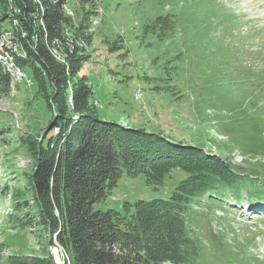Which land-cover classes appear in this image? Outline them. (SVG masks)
<instances>
[{
	"label": "rangeland",
	"instance_id": "rangeland-1",
	"mask_svg": "<svg viewBox=\"0 0 264 264\" xmlns=\"http://www.w3.org/2000/svg\"><path fill=\"white\" fill-rule=\"evenodd\" d=\"M62 1V41L48 46L62 62L71 44L88 55L80 74L99 101L93 102L99 117L219 154L264 180V0ZM16 9L12 0H0V32H9L21 51L27 33L13 22ZM166 13L174 15L176 29L162 41L145 26ZM30 21L35 28L40 18ZM16 62L26 78L0 91V264L16 256L70 264L47 231L22 229L15 218L16 199L31 204V144L52 117L42 76L30 63ZM186 176L174 168L154 188L144 174L124 171L95 207L123 212L125 202L165 199ZM252 205H193L192 236L201 250L195 264H264V202Z\"/></svg>",
	"mask_w": 264,
	"mask_h": 264
},
{
	"label": "trees",
	"instance_id": "trees-1",
	"mask_svg": "<svg viewBox=\"0 0 264 264\" xmlns=\"http://www.w3.org/2000/svg\"><path fill=\"white\" fill-rule=\"evenodd\" d=\"M12 1L20 13L15 14L19 28L27 33V56L19 60L42 76L46 105L52 110L51 128L31 144V204L27 199L15 200L18 226L43 228L50 243L54 237L65 249L70 264H195L201 251L192 236L196 202H264L263 178L221 155L179 146L143 127L124 128L99 117L92 88L80 74L88 55H78L79 48L71 44L66 62L56 61L48 46V41H62L63 1ZM34 14L40 18L35 28L30 21ZM175 29L171 13L158 15L145 26L162 41ZM13 84L0 64V91ZM174 168L187 176L165 199L125 202L123 212L95 207L124 171L131 176L142 173L148 184L158 188ZM31 205L36 213L27 209ZM11 264L55 263L48 256H16Z\"/></svg>",
	"mask_w": 264,
	"mask_h": 264
},
{
	"label": "bare ground",
	"instance_id": "bare-ground-1",
	"mask_svg": "<svg viewBox=\"0 0 264 264\" xmlns=\"http://www.w3.org/2000/svg\"><path fill=\"white\" fill-rule=\"evenodd\" d=\"M67 15L72 16L73 11L66 9ZM19 13V12H18ZM16 16V15H15ZM15 19V18H14ZM13 22L16 26H19L18 22L15 20ZM92 21L93 25L98 23V18L95 17ZM5 33L8 38H5ZM24 34V33H23ZM10 40V42H9ZM17 45L12 41V37L9 32H0V64L3 69L12 77L13 81H21L26 78L25 72L17 64V60L23 59L27 56L25 48H22L21 51L17 50ZM55 58L59 57L57 60H63L58 54H54ZM14 83V82H13ZM99 101L95 100V104H98Z\"/></svg>",
	"mask_w": 264,
	"mask_h": 264
},
{
	"label": "built area",
	"instance_id": "built-area-1",
	"mask_svg": "<svg viewBox=\"0 0 264 264\" xmlns=\"http://www.w3.org/2000/svg\"><path fill=\"white\" fill-rule=\"evenodd\" d=\"M73 10V9H72ZM99 20V19H98ZM5 38H8L7 36H6V33H5ZM9 42H10V40H9Z\"/></svg>",
	"mask_w": 264,
	"mask_h": 264
},
{
	"label": "water",
	"instance_id": "water-1",
	"mask_svg": "<svg viewBox=\"0 0 264 264\" xmlns=\"http://www.w3.org/2000/svg\"><path fill=\"white\" fill-rule=\"evenodd\" d=\"M51 126H52V123H50V125H49V127H48V128H51Z\"/></svg>",
	"mask_w": 264,
	"mask_h": 264
}]
</instances>
